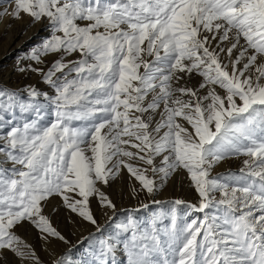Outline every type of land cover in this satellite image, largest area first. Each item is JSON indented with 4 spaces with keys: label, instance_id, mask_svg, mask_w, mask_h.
<instances>
[{
    "label": "snow or ice",
    "instance_id": "obj_1",
    "mask_svg": "<svg viewBox=\"0 0 264 264\" xmlns=\"http://www.w3.org/2000/svg\"><path fill=\"white\" fill-rule=\"evenodd\" d=\"M5 17L47 35L16 65L45 87L0 86V264H43L26 226L74 264L45 208L99 233L93 201L114 221L104 189L125 180L148 203L81 264H264V0H8ZM177 178L197 203L157 199Z\"/></svg>",
    "mask_w": 264,
    "mask_h": 264
},
{
    "label": "rangeland",
    "instance_id": "obj_2",
    "mask_svg": "<svg viewBox=\"0 0 264 264\" xmlns=\"http://www.w3.org/2000/svg\"><path fill=\"white\" fill-rule=\"evenodd\" d=\"M7 6L8 0H0V10ZM46 35L47 32L43 30L41 25L28 26L27 20L12 21L10 24L9 18H4L3 22L0 23V53L8 50L9 54H0H3L0 58V86L19 89L23 88L25 84H35L41 88L45 87L43 84L39 83V77L36 74L21 75L18 73L16 71V65L30 49L40 44ZM7 47H9V49H7ZM48 59L51 60L53 58L49 57ZM8 75L13 76V79L10 80ZM243 159L244 158L241 157L240 159L229 160L227 168L223 167L217 169V166L212 174L215 176L217 173H223L229 169L235 171L241 166ZM126 185L127 180L113 183L110 188L104 189L117 206V216L114 221H109L108 216L103 215L96 202L93 201L92 207L102 229L99 233H97L95 227L90 224H80L79 226L70 224L68 222L69 213L62 207L58 208L59 202L57 200H51L45 208V214L50 216L53 225L71 241L72 245H75L71 251V259L74 261V264H81L82 260H88L90 258L91 249L97 246L98 241L112 233L116 223L125 221V210L139 208V203L141 201L148 203V199L144 195H141L139 200L131 198L128 194ZM157 199L164 201L182 199L191 203H197L198 195L194 189L189 187L187 181H182L177 178L175 182L169 181L159 193ZM152 207L155 208L156 206ZM56 208H58V210L54 211ZM180 208L182 209L183 206H180ZM180 214L182 215L183 213L181 212ZM149 215H151V212L144 209H140L135 213V216L141 220ZM190 218L191 217H189V219ZM90 232L93 234L91 238L84 240L83 243H78L82 237H88ZM18 233L35 247L43 264H51L53 257L50 255V252L59 254L67 252L70 247V245H65L58 241H54L50 246H45L44 242L39 239L37 232L30 226L20 228ZM117 259L122 260V256L119 252L117 253Z\"/></svg>",
    "mask_w": 264,
    "mask_h": 264
},
{
    "label": "bare ground",
    "instance_id": "obj_3",
    "mask_svg": "<svg viewBox=\"0 0 264 264\" xmlns=\"http://www.w3.org/2000/svg\"><path fill=\"white\" fill-rule=\"evenodd\" d=\"M9 44V43H8ZM9 46H10V44H9ZM16 47H18V46H16ZM7 49H9V47H7ZM1 53H4V54H9V51L8 50H6V51H3V52H1ZM0 53V54H1ZM1 56H3V54L2 55H0V58H1ZM9 77V79L10 80H12L13 79V76H11V75H8ZM228 162L229 161H226V162H224L222 165H220V166H218V168L217 169H221V168H223V167H228ZM226 171V170H225Z\"/></svg>",
    "mask_w": 264,
    "mask_h": 264
}]
</instances>
